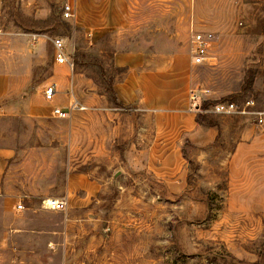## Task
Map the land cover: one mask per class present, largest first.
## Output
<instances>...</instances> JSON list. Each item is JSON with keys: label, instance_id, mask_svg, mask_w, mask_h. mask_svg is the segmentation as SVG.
I'll use <instances>...</instances> for the list:
<instances>
[{"label": "rangeland", "instance_id": "obj_1", "mask_svg": "<svg viewBox=\"0 0 264 264\" xmlns=\"http://www.w3.org/2000/svg\"><path fill=\"white\" fill-rule=\"evenodd\" d=\"M67 1L0 0V264H264V206L252 205L264 197L260 144L250 163H231L264 131V0H89L90 14L80 2L66 19ZM192 30L215 34L214 64L191 62ZM52 37L74 58L62 79ZM130 51L171 70L180 97L209 89L197 112L219 128L214 143L184 140L165 165L160 152L131 156L153 121L141 128L114 89L126 72L114 57ZM55 81L60 98L73 87L90 109L52 116L44 89ZM219 102L237 112L207 111ZM71 178L93 189L70 192Z\"/></svg>", "mask_w": 264, "mask_h": 264}, {"label": "crops", "instance_id": "obj_2", "mask_svg": "<svg viewBox=\"0 0 264 264\" xmlns=\"http://www.w3.org/2000/svg\"><path fill=\"white\" fill-rule=\"evenodd\" d=\"M71 2L75 9H79L80 2L85 8V13L90 14L89 9H94V3L89 0H73ZM84 13V12H82ZM89 25V24H88ZM115 64L119 67H125L124 77L114 83V89L117 98L123 107L137 105L135 112H140L143 119V128L148 130L151 126L149 122L153 121V131L150 138L146 141V149L130 150L131 156L140 155L144 151L152 153H161V162L165 165L166 161L171 158L179 159L182 152L181 144L184 140L188 141L192 146L201 150L214 143L219 134V128L216 126L206 125L198 120V112L192 108L191 100L187 93H183V88H179L175 83L171 82V70H156L149 67L148 60H145V53L141 51H130L126 53L116 54L114 57ZM66 70L65 65H60L58 78H64L63 71ZM69 71V69H68ZM56 82V81H55ZM58 84V82H56ZM89 84V82H88ZM56 96L57 104H67L69 93L60 98L61 90ZM75 88H70L75 93ZM68 90V91H69ZM187 90V87H185ZM61 91V92H60ZM180 93V94H179ZM179 94V95H178ZM145 135L146 134H142ZM260 135V136H259ZM255 135L251 141H243L238 149L234 152L231 163L236 164L239 160L250 163V159L256 154L251 153L249 149L256 142L260 144L259 155H264V131ZM143 141H145L143 139ZM135 153V154H134ZM200 154V153H199ZM264 157L259 156V175H263L259 182H263L260 190H264V167H262ZM3 170V169H2ZM1 171V170H0ZM2 173L0 172V179ZM80 178H71L68 184L70 192L80 190L81 187L91 191L93 183H79ZM252 205L264 206V197L252 203Z\"/></svg>", "mask_w": 264, "mask_h": 264}, {"label": "built area", "instance_id": "obj_3", "mask_svg": "<svg viewBox=\"0 0 264 264\" xmlns=\"http://www.w3.org/2000/svg\"><path fill=\"white\" fill-rule=\"evenodd\" d=\"M63 16L66 19H71L75 16V8L71 2H66L63 6ZM54 47V59L56 64L65 65L68 67L69 71L73 72L75 69V63L73 56L67 52L66 44L64 39L61 37H52L49 38ZM215 45V34L211 31H199L192 30L191 34V62L197 65H212L214 64L215 57L213 56L212 49ZM209 89L204 87L200 88H191L190 89V100L191 105L197 111H201L200 103L203 97V93H208ZM59 93L58 84L56 82H51L44 89V97L48 101H52L57 94ZM70 100L67 106L56 105L52 108L51 114L54 117L69 119L75 113L86 111L90 109V106L81 102L78 98L75 97V94L72 90H69ZM251 102H247L249 105ZM205 110V109H204ZM216 114H232L237 112V105L235 102H219L213 106L212 109L207 110ZM243 112H246L244 109ZM259 113V124L264 125V112ZM45 206L48 209L55 211H64L68 207L67 198H48L45 200ZM18 209L21 210L24 208L22 203L17 205Z\"/></svg>", "mask_w": 264, "mask_h": 264}, {"label": "trees", "instance_id": "obj_4", "mask_svg": "<svg viewBox=\"0 0 264 264\" xmlns=\"http://www.w3.org/2000/svg\"><path fill=\"white\" fill-rule=\"evenodd\" d=\"M113 91H114V89H113ZM114 93H115V91H114ZM198 120H199L200 122H202V123H204L203 121H205L204 118H202L201 116L198 117Z\"/></svg>", "mask_w": 264, "mask_h": 264}]
</instances>
